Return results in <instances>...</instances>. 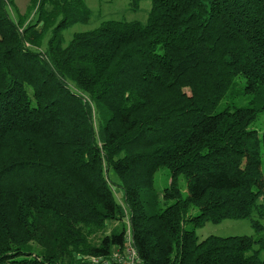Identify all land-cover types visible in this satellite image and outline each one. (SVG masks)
<instances>
[{
	"label": "trees",
	"instance_id": "1",
	"mask_svg": "<svg viewBox=\"0 0 264 264\" xmlns=\"http://www.w3.org/2000/svg\"><path fill=\"white\" fill-rule=\"evenodd\" d=\"M149 1L64 43L85 0H0V264H113L127 229L141 264H264V0ZM226 219L255 235L197 240Z\"/></svg>",
	"mask_w": 264,
	"mask_h": 264
},
{
	"label": "rangeland",
	"instance_id": "2",
	"mask_svg": "<svg viewBox=\"0 0 264 264\" xmlns=\"http://www.w3.org/2000/svg\"><path fill=\"white\" fill-rule=\"evenodd\" d=\"M16 7L19 12H23L26 5L28 4V0H14ZM85 4L91 11V15L87 23H75L68 27L63 31V39L64 43H66L72 36L74 32L86 31L97 27L102 21L113 19V20H125V21H133L137 20L140 22H145L147 18V14L150 8L149 0H142L136 10H132L128 5V0H85ZM49 34L44 36L41 48L45 47L46 40ZM264 126V113L260 115V117L252 124V127H255L261 130ZM262 161V170L264 174V155L261 157ZM170 181V175L166 169L158 170L153 176V188L156 190L159 196L165 193V189H168V184ZM177 184L179 190L182 194L185 192V182L182 176L177 178ZM167 194V193H166ZM160 201V200H159ZM197 209H191L190 213H196ZM256 219V218H254ZM124 225L127 226L126 219H124ZM261 223L264 224V218L261 219ZM118 225L115 223H109L107 225V233L108 230L112 227H117ZM120 226V225H119ZM195 233L197 236V240L201 241L205 237L209 235L215 236H232V235H255V231L250 224L249 219H241V220H232L226 219L221 221L220 223H212L205 222L202 226L195 229ZM117 250L114 249L112 253V258L114 260V254H116ZM127 260H118L121 264H124V261ZM115 263L119 264L114 260ZM102 264H107V262H103Z\"/></svg>",
	"mask_w": 264,
	"mask_h": 264
},
{
	"label": "built area",
	"instance_id": "3",
	"mask_svg": "<svg viewBox=\"0 0 264 264\" xmlns=\"http://www.w3.org/2000/svg\"><path fill=\"white\" fill-rule=\"evenodd\" d=\"M125 248H124V252H120L119 250H117L116 254H114V260L119 263L117 261L118 260H124V258H126L127 260L124 261V264H141L137 258V253L134 249V247L132 246V242H131V239H130V234H129V231L127 229V232H126V237H125ZM113 259V258H112ZM99 260V259H98ZM98 260L94 259L93 261H97ZM121 264V263H119Z\"/></svg>",
	"mask_w": 264,
	"mask_h": 264
}]
</instances>
